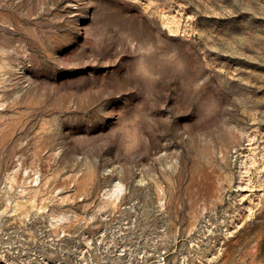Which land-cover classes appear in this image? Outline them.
<instances>
[{
    "label": "rangeland",
    "instance_id": "obj_1",
    "mask_svg": "<svg viewBox=\"0 0 264 264\" xmlns=\"http://www.w3.org/2000/svg\"><path fill=\"white\" fill-rule=\"evenodd\" d=\"M0 264H264V0H0Z\"/></svg>",
    "mask_w": 264,
    "mask_h": 264
},
{
    "label": "bare ground",
    "instance_id": "obj_2",
    "mask_svg": "<svg viewBox=\"0 0 264 264\" xmlns=\"http://www.w3.org/2000/svg\"><path fill=\"white\" fill-rule=\"evenodd\" d=\"M16 171V170H15ZM27 172V171H26Z\"/></svg>",
    "mask_w": 264,
    "mask_h": 264
}]
</instances>
